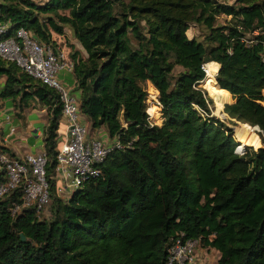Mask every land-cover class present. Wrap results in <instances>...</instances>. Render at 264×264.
I'll use <instances>...</instances> for the list:
<instances>
[{
	"label": "trees",
	"instance_id": "obj_1",
	"mask_svg": "<svg viewBox=\"0 0 264 264\" xmlns=\"http://www.w3.org/2000/svg\"><path fill=\"white\" fill-rule=\"evenodd\" d=\"M0 21L3 35L23 26L38 40L70 29L85 51L69 52L80 113L120 144L98 175L60 195L56 92L0 57V97L18 115L45 108L49 196L39 217L32 207L10 215L15 193L0 199V264H164L178 232L216 250V264H264V0H0ZM191 23L202 41L186 34ZM202 62L216 71L213 104L234 128L256 126L261 145L236 151L241 142L198 85L208 79ZM145 80L159 123L145 111Z\"/></svg>",
	"mask_w": 264,
	"mask_h": 264
},
{
	"label": "built area",
	"instance_id": "obj_2",
	"mask_svg": "<svg viewBox=\"0 0 264 264\" xmlns=\"http://www.w3.org/2000/svg\"><path fill=\"white\" fill-rule=\"evenodd\" d=\"M6 29L7 23L0 21V57L13 62L26 74L56 92L64 121L62 138H58L55 153L54 177L57 192L66 197L85 179L98 175V162L107 151L120 144L115 138L104 141L100 137L87 135L85 125L80 121L79 101L72 91L73 86L59 77L60 72L71 74L72 71L73 62L67 52L58 47L51 36L47 40H38L23 26L15 28L12 34L3 35ZM200 68L206 73V62H202ZM4 119L7 120L8 115ZM12 131L13 127H9V132ZM45 162L43 148L26 152L20 157L9 156L0 148V170L3 175L0 199L10 193L16 194L7 203L10 215L25 207H32L37 216H41L49 202ZM198 247L197 238L178 232L171 237L164 264H197Z\"/></svg>",
	"mask_w": 264,
	"mask_h": 264
},
{
	"label": "crops",
	"instance_id": "obj_3",
	"mask_svg": "<svg viewBox=\"0 0 264 264\" xmlns=\"http://www.w3.org/2000/svg\"><path fill=\"white\" fill-rule=\"evenodd\" d=\"M50 36L58 47L67 52L68 56L69 52H71L72 50H76L78 54L83 57L85 56L84 49L73 37L68 27L64 28L62 34L51 32ZM65 36L69 39L67 41L68 44H65L64 42ZM59 77L64 82L72 86L74 85L71 74L60 72ZM146 81L149 82L148 80ZM73 92L75 93L77 98L78 92L76 90H73ZM5 115H8L7 120L4 119ZM60 119H62V127L59 131H57L59 139L62 138L61 132L63 129L64 121L63 118ZM80 121L85 125L88 136L100 137L104 141H110L111 138H109L103 126L91 129L89 120L82 113H80ZM45 122L46 117L44 107L24 108L18 115L14 112L12 101L9 98L0 97V148L4 149L14 157H20L26 152L39 151L43 148L42 133ZM9 127H13L12 132H9ZM3 138H5L4 141L2 140Z\"/></svg>",
	"mask_w": 264,
	"mask_h": 264
},
{
	"label": "rangeland",
	"instance_id": "obj_4",
	"mask_svg": "<svg viewBox=\"0 0 264 264\" xmlns=\"http://www.w3.org/2000/svg\"><path fill=\"white\" fill-rule=\"evenodd\" d=\"M35 1H41V0H35ZM228 18H229V15L219 14L218 17H217V22H222V23L223 22H228L229 19H230V18L229 19ZM186 34L188 36L189 35L194 36L197 40H201V41L203 40L202 28L196 23H191V25L186 30ZM248 35L249 34L246 33L245 36H248ZM64 38H65L64 39L65 44H68L67 41L69 39L66 36ZM179 69H180L179 66H174L172 73H176ZM208 71L211 74L215 73V72H211L210 70H208ZM207 76H208L207 82L203 81L201 84L199 83L198 85H200L201 87H203L205 85V87L208 90L209 96L211 97L209 89L211 91L213 90L215 93L217 92L215 90V88H216V83L215 82L216 81L214 79V74L211 77L209 75H207ZM141 84L144 87V89L146 90V100L145 101H146L147 107H146L145 111L148 114L149 119L153 123H159L161 121V114H160V111H159V104H158V101H157V98H156L157 92H156L155 88L149 82H147L146 80L143 81ZM150 86L152 88H154L153 91H150ZM232 99H233V97H232ZM232 99H230V101ZM211 100H212V97H211ZM150 105H156L157 112H158V117H154L153 115H150L147 112V109H148V107ZM209 107L211 109V113H214V115H216L219 119H221L225 124H227L229 126H232V127L235 126V125H237V126L241 125L239 122H236L235 125L230 124L228 116L223 114L222 111H221L222 106H221V108L219 106H215L213 104V100L210 103ZM156 108L153 107L154 112L156 111ZM217 109H219V111H216ZM61 127H62V119H60L58 131L61 129ZM232 132H234L233 133L234 136H236V138L241 142V144H240L241 146H243L245 143H246L245 145H251L252 147H257L258 144L261 145L260 139L254 134V132H252L251 129L247 130V129H244V128H241V127H235L234 130L232 128ZM237 151H240V148H238ZM41 215L42 216L48 215L47 206L44 207ZM217 255H218V253H217L216 250H214L212 248H208V249H206L204 247L201 248L199 246L198 247V253L196 255L197 264H216Z\"/></svg>",
	"mask_w": 264,
	"mask_h": 264
},
{
	"label": "bare ground",
	"instance_id": "obj_5",
	"mask_svg": "<svg viewBox=\"0 0 264 264\" xmlns=\"http://www.w3.org/2000/svg\"><path fill=\"white\" fill-rule=\"evenodd\" d=\"M207 63H208V62H206V73H205L206 76L209 75V71L207 70ZM218 111H219V110H218ZM223 114H224V113H223ZM233 130H234V127H233ZM251 130H252V132H254V134H255L256 136H258V135L256 134V132L254 131V130H255V127H254V126L251 127ZM233 133H234V132H233ZM258 137H259V136H258ZM238 148H242V146H241V145L237 146L236 151H237Z\"/></svg>",
	"mask_w": 264,
	"mask_h": 264
},
{
	"label": "water",
	"instance_id": "obj_6",
	"mask_svg": "<svg viewBox=\"0 0 264 264\" xmlns=\"http://www.w3.org/2000/svg\"><path fill=\"white\" fill-rule=\"evenodd\" d=\"M212 114H214V113H212ZM216 116V115H215ZM221 120V119H220ZM229 126V125H228ZM229 127H231V128H233L232 126H229ZM255 127V129H256V126H254ZM19 236H20V239L21 240H24V236H23V234L22 233H19Z\"/></svg>",
	"mask_w": 264,
	"mask_h": 264
}]
</instances>
